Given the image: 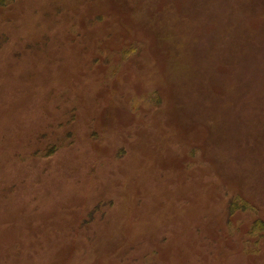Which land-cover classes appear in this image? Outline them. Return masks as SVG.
Masks as SVG:
<instances>
[{
  "label": "rangeland",
  "instance_id": "obj_1",
  "mask_svg": "<svg viewBox=\"0 0 264 264\" xmlns=\"http://www.w3.org/2000/svg\"><path fill=\"white\" fill-rule=\"evenodd\" d=\"M264 0H0V264H264Z\"/></svg>",
  "mask_w": 264,
  "mask_h": 264
},
{
  "label": "trees",
  "instance_id": "obj_2",
  "mask_svg": "<svg viewBox=\"0 0 264 264\" xmlns=\"http://www.w3.org/2000/svg\"><path fill=\"white\" fill-rule=\"evenodd\" d=\"M255 224L260 227V229H264V222L261 223L260 221H255Z\"/></svg>",
  "mask_w": 264,
  "mask_h": 264
}]
</instances>
